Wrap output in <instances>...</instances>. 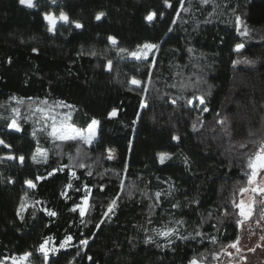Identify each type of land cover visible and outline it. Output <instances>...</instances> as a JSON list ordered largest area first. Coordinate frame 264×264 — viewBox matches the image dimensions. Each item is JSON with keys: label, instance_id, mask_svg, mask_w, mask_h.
<instances>
[{"label": "trees", "instance_id": "obj_1", "mask_svg": "<svg viewBox=\"0 0 264 264\" xmlns=\"http://www.w3.org/2000/svg\"><path fill=\"white\" fill-rule=\"evenodd\" d=\"M37 4L28 8L19 0H0V109L9 108L11 97L63 101L77 127L86 128L93 118L100 124L97 137L86 145L54 141L42 132L33 138L29 124L21 123L17 132L8 127L9 116L0 117V139L11 145H0V259L31 251L32 264H43L35 251L43 238L52 236L58 245L72 234L73 246L50 253L49 264H189L194 256L205 258L204 264H227L221 248L237 236L241 240L245 223L260 220L255 204V216L238 226L242 218L233 199H241L239 188L247 185L250 171L247 157L264 139V0H184L183 8L180 0H171V8L163 0ZM61 10L70 22L49 32L43 14ZM152 11L156 18L148 22ZM100 12L105 15L98 21ZM237 17L248 27V37L238 34ZM145 42L160 45L152 54L154 66L149 67L152 56L137 61L117 55L118 48L131 51ZM237 43L245 44L240 52L234 51ZM133 76L142 81L139 87L129 83ZM201 95L208 112L195 106L198 101L187 103ZM113 108L117 115L110 118ZM37 145L48 151L47 163L32 161ZM107 148L126 161V171L120 160L106 157ZM161 152L172 158L161 164ZM61 165H70L78 179L65 168L35 181ZM29 179L35 188L27 186ZM70 179L72 188L66 189ZM85 184L92 190L91 207L81 217L79 209H71L81 203ZM156 192L162 193L159 201ZM117 197L114 214L104 216ZM45 209L57 215L50 217ZM165 226L177 229L171 245L153 231ZM149 235L154 242L145 243ZM86 238L88 244L81 245ZM262 240L256 244L263 253L253 264H264Z\"/></svg>", "mask_w": 264, "mask_h": 264}, {"label": "snow or ice", "instance_id": "obj_2", "mask_svg": "<svg viewBox=\"0 0 264 264\" xmlns=\"http://www.w3.org/2000/svg\"><path fill=\"white\" fill-rule=\"evenodd\" d=\"M56 0H52V3H55ZM209 0H201L202 4H207ZM19 3L21 5H25L28 8H35L38 6L37 0H19ZM163 3L171 8V0H163ZM180 7H184V0H180ZM187 11V9H184ZM105 13L100 12L97 13L95 19L100 20ZM157 13L155 11L149 12L148 15L145 17V19L148 22H152L156 18ZM164 13L161 12L160 16L163 17ZM179 15V13H177ZM44 20L47 22V30L49 32H56L57 31V25L59 24H68L70 22V18L66 12L61 10L58 14L54 12H45L43 14ZM75 25L76 28H82L83 25L79 21H71ZM173 23H175V20H173ZM236 25H237V32L241 37H248L249 36V29L246 25L242 24V21L240 17H237L236 19ZM171 31V28L169 29ZM109 41L111 42L112 45H117V39L114 36H109L108 37ZM159 44L156 43H151V42H145L143 44L137 45L135 50H129L127 48H118L117 49V55L120 56L121 58L127 56L134 58L137 61H148L149 57L152 56L151 63L149 67L154 66L156 61L155 57L152 55L155 51H159ZM245 47L244 43H237L235 45L234 51L240 52L243 48ZM33 51H37V49H33ZM90 55H96L95 52L90 53ZM239 61H234L233 63H238ZM247 63H252V61H245ZM106 67L108 70H111L113 67V62L111 60H108ZM151 76V73H149V78ZM129 83L131 85L135 86H140L142 84V81L137 79L135 76H133ZM175 87V85H173ZM144 91H147V88L145 87ZM12 100H16V102L23 103L22 99H17L16 97H11ZM31 99V98H29ZM195 101H198L197 104H195L196 107H200L201 105H204L202 108V112H208L209 109L205 104V97L204 96H194L191 99H188L187 103L189 105H193ZM173 104L176 103V100L173 99L171 101ZM44 106L43 107H37L36 111L39 112L42 116V119L44 121L43 126L38 129L39 131H45L50 128V131L47 132L48 136L51 137L54 141H81L84 144L91 145L95 138L98 135V126L100 124V121L93 118L91 122L87 125L86 128H79L73 123H70L71 120V112L67 114H63L61 116H57L54 113V106H48L47 101H42L41 102ZM58 104H64L63 101L57 102ZM65 107L68 108H74L72 105H64ZM141 107H146V103L142 100L141 101ZM12 112L15 114V116L20 115V110L19 108H13ZM109 117H115L117 115V109L113 108L112 111L108 114ZM51 121L49 124L48 122ZM39 124L40 121H37ZM135 123V122H134ZM218 123L223 124L224 121H218ZM9 128L15 129L17 132L21 131V127L17 120L13 118L11 120V123L8 124ZM195 127V125H193ZM37 129L33 130L32 135H36ZM252 133H250L251 135ZM173 140H179L178 136H173ZM253 143H256V141H253ZM0 145H3L5 148H10L11 145L6 144L3 139H0ZM131 146V145H130ZM241 147H244L243 144L240 145ZM79 149H77V153H79ZM47 158H48V151L46 149H42L37 145L34 153L31 156V159L34 163H47ZM113 150L109 149L108 150V159L111 160L113 159ZM172 158L171 153L167 152H161L158 154V159L161 164L165 163L166 160H169ZM3 159V158H0ZM6 159L12 160V159H17V157H14L13 155H8ZM19 161L21 164L24 163L25 157L23 155H20L18 157ZM70 160H73L74 158L70 155L69 156ZM187 161V158H185ZM80 168H85L86 165L84 163H79L77 165ZM65 168L70 169V176L72 178H77L76 172L74 170H71L70 165H61L58 169H52V171L47 173V176H37L35 177V181H41L45 180L48 177L53 176L57 171H63ZM247 168L250 170L247 175V185L244 187L239 188V193L242 194L241 199L239 202H236L235 199H233V205L236 209L239 210V217L242 219L237 220V225H243V223L247 220H249L253 216V211H254V205L257 203L256 199L254 196H249L248 199L243 198V194L247 193H256V194H264V139H261L259 141V147L257 150L249 155L247 157ZM127 170V165H125V171ZM88 175H92V173L89 171ZM259 178V179H258ZM36 182H34L32 179L26 180L25 183L29 188H35L36 187ZM72 188V182L71 179L69 180V183L66 185V189ZM84 188V195L81 197V203L76 204L71 211H76L79 209V215L81 217H84L86 212L89 210L91 207L89 200L91 197V188L88 187L87 184L83 186ZM100 190L103 191V185H101ZM121 190H123V182L121 184ZM76 191H80V189H76ZM27 192L25 193V198L27 197ZM62 196H65L67 198V192L63 191L61 193ZM146 195V194H145ZM162 193L161 192H156L155 197L156 200L159 201ZM117 198H114L111 200V202L108 204L107 211L103 213L104 216H109V214H114L115 207L117 206ZM259 203L264 204V201H260ZM178 205H173V207H177ZM26 207V201L24 198H22L21 204H20V211L22 212ZM47 212V215L50 217H54L57 215L55 211H50L45 209ZM19 214V212H18ZM22 218V217H21ZM260 220H264V211H261L260 213ZM260 220H257V223H260ZM81 223H84V220H81ZM103 223V221H101ZM149 223H151V220H149ZM177 223H182V221H177ZM100 225L97 224L96 227H99ZM156 236L159 237H164L167 239L168 245H171L172 240L170 239L173 235L177 233V229L173 227H163V228H158L153 230ZM196 235H200L199 232L196 233ZM181 239H187V237H180ZM74 237L72 234H66L64 239L60 241L58 245L54 243V237L48 236L44 237L42 242L38 245V247L35 249V251L39 252L43 256V264H49V254H56L59 252L61 249H66L68 247H72V241ZM215 237H213V241H215ZM261 239H264V237H261ZM239 240L240 237L237 236L236 240L230 243L227 246H224L221 248L222 252H227V248H233L236 250V253L239 254L241 252V249L239 247ZM154 242V237L152 235L147 236L145 239V243H152ZM80 244L83 246H86L88 244V239H83L80 241ZM158 247L160 245H157ZM249 251H254V249H249ZM79 255V252L77 253ZM218 254H213V257L215 258ZM227 255L230 257L233 255L231 252H227ZM32 257H33V252L31 251H25L19 255H12L11 257H4L3 259H0V264H4L6 260H11V264H32ZM88 259H92V257H88ZM204 259L205 258H198L196 256L192 257L189 260V264H204ZM241 259H244V257H241Z\"/></svg>", "mask_w": 264, "mask_h": 264}, {"label": "rangeland", "instance_id": "obj_3", "mask_svg": "<svg viewBox=\"0 0 264 264\" xmlns=\"http://www.w3.org/2000/svg\"><path fill=\"white\" fill-rule=\"evenodd\" d=\"M42 101H44V100L26 101V102L18 104L16 102V100L11 99L10 103H12V104L9 105L8 109L7 108H1L0 109V117L2 115L6 114L7 116L10 117V123H11V120L13 118H15L17 120V122L19 123L20 127H21V123L29 124V128L31 130V136L33 138H35L36 135H38L40 132H42L48 136L47 132L50 131V128L45 130V131H39L38 130L44 124V121L42 119L41 114L36 111L37 107H43L44 106L41 103ZM47 104H48V106H54V113L58 117L63 115V114H67L70 112L68 109L64 108L62 106V104L50 103V102H47ZM13 108H19L20 115L18 117L15 116V114L12 112ZM37 121H40V123L38 124ZM48 123L50 124L51 121H49ZM34 129H37L35 136L32 135ZM24 137L25 136H22V138H24ZM49 138L51 140H53L51 137H49ZM35 141H36V139H35ZM39 147L44 149L40 145H39ZM109 149L113 150L114 158L112 160H120L121 166L124 169L126 161L123 159H120L118 154L116 153V151L114 149L107 148L106 152H105L106 157L108 158V150ZM249 196H254V197L257 196V197H255V199L257 201L256 204L259 205V207L261 209L260 213H261V211H264V204L259 203L260 201H264V194H256V193L243 194V198L246 200L248 199ZM254 208H255V206H254ZM253 216H255L254 211H253ZM257 218L260 219V217H257ZM242 230H243L242 236H241V240L239 242V247L241 249V252L239 254H237L235 249H233V248L229 249L228 248L229 250H227V252H231V253H233V255L230 257L229 255L224 254L225 256H223V259H224V261L227 262V264H230V261L233 264H253L256 257H258L257 253L258 252L263 253V250H260L261 248L259 246H257L258 244H256V243H258L259 240L261 241L260 243H263V240L261 239V237H264V220H260V223H257L256 225H254L253 223H245ZM249 249H254V251H249ZM241 257H244V259H241ZM224 261H223V263H224ZM5 264H11V262H5Z\"/></svg>", "mask_w": 264, "mask_h": 264}, {"label": "built area", "instance_id": "obj_4", "mask_svg": "<svg viewBox=\"0 0 264 264\" xmlns=\"http://www.w3.org/2000/svg\"><path fill=\"white\" fill-rule=\"evenodd\" d=\"M9 257H11V256H9ZM3 259V258H2ZM5 262H11V260L9 259V260H6ZM5 262H4V264H5Z\"/></svg>", "mask_w": 264, "mask_h": 264}]
</instances>
